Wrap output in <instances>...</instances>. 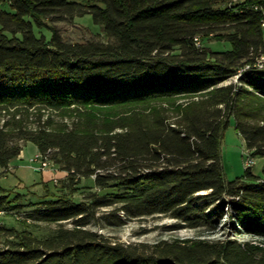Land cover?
Wrapping results in <instances>:
<instances>
[{
	"label": "trees",
	"instance_id": "obj_1",
	"mask_svg": "<svg viewBox=\"0 0 264 264\" xmlns=\"http://www.w3.org/2000/svg\"><path fill=\"white\" fill-rule=\"evenodd\" d=\"M85 16L108 43H69L50 24ZM263 16L264 0H0L1 167L34 143L71 185L94 177L98 189L32 202L30 218L59 225L51 235L0 226L17 236L0 264H264V246L251 242L127 245L86 229L101 209L197 228L231 206L238 233L264 235V174L250 167L227 182L221 160L232 118L264 158V70L223 85L264 54ZM212 34L231 50L199 46ZM204 199L216 204L209 212ZM9 200L0 187V210Z\"/></svg>",
	"mask_w": 264,
	"mask_h": 264
},
{
	"label": "rangeland",
	"instance_id": "obj_2",
	"mask_svg": "<svg viewBox=\"0 0 264 264\" xmlns=\"http://www.w3.org/2000/svg\"><path fill=\"white\" fill-rule=\"evenodd\" d=\"M50 24L57 28L64 40L69 43H87L90 41L108 43L101 26L95 25L91 16L76 17L70 19H53ZM222 34H226V31ZM200 46L208 47L215 52H227L231 50V43L219 41L215 35H210L204 40L200 39ZM234 83V79L226 81L223 85ZM196 97L193 100H198ZM181 100L180 103H184ZM125 114L121 115L124 116ZM114 120L115 117H113ZM71 121V120H70ZM39 154L38 147L34 143H27L19 158L12 161L10 167L4 170L0 165V187L6 190L9 195L8 209L0 210V226L14 229L27 236L45 237L53 234L59 228L56 223L39 222L30 218L32 208L30 204L49 197L52 193L66 192L72 198L85 199L88 192H94V177L80 178V185H71L67 172L63 171L51 160L49 168L42 169L40 163H33ZM252 159L254 164L252 172L262 177L264 174V158L254 157L248 151L247 142L236 129L235 119H231L229 128L225 132L221 146V160L224 167L227 182L235 181L245 175L246 161ZM71 185L70 188L67 186ZM79 188V189H76ZM209 192H203L208 194ZM21 204L23 207H17ZM210 199H204L201 206L209 212L215 207ZM225 208L224 217L218 224L213 226L202 225L191 228L169 215L157 214L142 219H129L123 212L112 214L115 208L101 209L97 212L96 218L86 229L97 232L113 241L124 244H147L154 245L163 240H184V239H206L237 240L240 243L251 242L264 246V235L251 233H238L231 223L232 207ZM65 228H73V222H65ZM32 233V234H31ZM8 240H17V236H11L7 231L0 230V249L7 248Z\"/></svg>",
	"mask_w": 264,
	"mask_h": 264
},
{
	"label": "built area",
	"instance_id": "obj_3",
	"mask_svg": "<svg viewBox=\"0 0 264 264\" xmlns=\"http://www.w3.org/2000/svg\"><path fill=\"white\" fill-rule=\"evenodd\" d=\"M261 22H262V26H263V24H264V16H263V19H262ZM249 68H264V54H262L261 56H259L253 63H250V64L246 65L244 68H242L240 70H245V69H249ZM48 160H49L48 158H44L39 153L36 156V158L33 160V163H40L41 164V168L42 169H45V168H49V166H50V162ZM253 164H254V161L252 159H248L246 161L247 168L252 167Z\"/></svg>",
	"mask_w": 264,
	"mask_h": 264
},
{
	"label": "bare ground",
	"instance_id": "obj_4",
	"mask_svg": "<svg viewBox=\"0 0 264 264\" xmlns=\"http://www.w3.org/2000/svg\"><path fill=\"white\" fill-rule=\"evenodd\" d=\"M264 28V24L262 26ZM250 70H257V71H261V70H264V68H249V69H245V70H240L238 72V74H236L233 78L231 79H234V83L235 84H239V80L240 78L243 77V75L247 72V71H250Z\"/></svg>",
	"mask_w": 264,
	"mask_h": 264
}]
</instances>
